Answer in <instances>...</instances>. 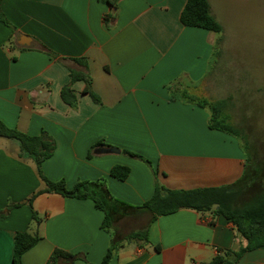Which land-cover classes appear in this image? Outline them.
<instances>
[{"label":"crops","instance_id":"crops-1","mask_svg":"<svg viewBox=\"0 0 264 264\" xmlns=\"http://www.w3.org/2000/svg\"><path fill=\"white\" fill-rule=\"evenodd\" d=\"M108 1L114 6L0 0L7 21H0V121L54 140L55 152L41 167L50 181L73 189L104 180L116 231L102 229L105 214L92 200L57 194L34 199L33 220L28 201L45 184L35 162L20 157L19 145L0 138V264H13L15 236L24 232L42 240L21 264H46L55 250L76 255L72 264H102L113 244L109 264H207L246 246L222 216L182 209L152 221L150 212L137 209L157 186L227 187L245 173L242 141L211 130V110L190 99L203 95L214 72L221 34L184 26L187 0ZM66 88L70 104L63 100ZM117 165L131 169L127 180L111 176ZM145 230L147 242L126 240ZM236 264H264V247Z\"/></svg>","mask_w":264,"mask_h":264},{"label":"trees","instance_id":"trees-1","mask_svg":"<svg viewBox=\"0 0 264 264\" xmlns=\"http://www.w3.org/2000/svg\"><path fill=\"white\" fill-rule=\"evenodd\" d=\"M109 2L114 6L113 2ZM181 23L186 27L204 29L213 33L222 34L221 24L211 15L210 3L208 0H187L186 6L180 17ZM0 21L7 24L6 18L0 12ZM220 42V41H219ZM217 48V46H216ZM215 48V49H216ZM86 80V78H85ZM89 82V80H86ZM69 88L63 90V100L68 104L72 103L69 97ZM93 97H95L92 94ZM185 97L186 94H184ZM195 101L194 98H190ZM199 106L211 110V119L209 128L228 134L237 135L225 116V109L228 106L226 100L210 103H198ZM0 138L16 142L20 148V157L30 158L35 162L40 179L44 182L45 188L35 194L29 201L32 209V219L38 221V215L33 209L34 199L41 194H57L65 198L78 200H92L95 207L104 212L105 218L102 223V229L110 232L113 227L112 211L109 208V198L105 194L106 184L104 180L96 182H78L73 189H68L65 181H50L41 171L43 163L49 160L55 152V142L45 132L39 136H30L19 132L16 129L9 128L0 121ZM103 144H98L101 146ZM123 153L138 158L147 164H151L141 155L123 151ZM131 169L126 166H114L111 170V176L117 180L125 181L128 179ZM253 176L247 173V167L241 180L237 183L218 188H204L195 190H166L164 187L157 186L153 197L142 207L150 212L155 221L158 217L174 214L182 209H189L200 214L211 213L215 217L222 216L232 223L237 229V235L246 242V246L239 250H227L223 254L217 255L207 264H236L246 253L258 250L264 247V187L259 185L247 200L246 192L250 187L249 183ZM261 186V187H260ZM148 230L144 232L133 233L126 237L131 241H148ZM42 238L39 235L29 233H17L14 242L13 264H21V259L25 253L34 248ZM115 245L113 244L102 264H109ZM159 251L160 248L156 247ZM77 256L67 253L63 250H55L46 264H72Z\"/></svg>","mask_w":264,"mask_h":264},{"label":"rangeland","instance_id":"rangeland-1","mask_svg":"<svg viewBox=\"0 0 264 264\" xmlns=\"http://www.w3.org/2000/svg\"><path fill=\"white\" fill-rule=\"evenodd\" d=\"M211 5L223 28L216 66L203 95H191L196 101L228 102L225 116L244 145L247 173L253 176L247 200L264 187V0H211Z\"/></svg>","mask_w":264,"mask_h":264},{"label":"water","instance_id":"water-1","mask_svg":"<svg viewBox=\"0 0 264 264\" xmlns=\"http://www.w3.org/2000/svg\"><path fill=\"white\" fill-rule=\"evenodd\" d=\"M97 151L98 153H119V150L115 148H100Z\"/></svg>","mask_w":264,"mask_h":264}]
</instances>
